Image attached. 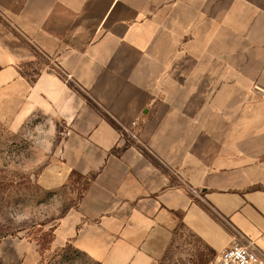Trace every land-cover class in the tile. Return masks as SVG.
Returning <instances> with one entry per match:
<instances>
[{
	"label": "crops",
	"instance_id": "crops-1",
	"mask_svg": "<svg viewBox=\"0 0 264 264\" xmlns=\"http://www.w3.org/2000/svg\"><path fill=\"white\" fill-rule=\"evenodd\" d=\"M209 81L240 86L213 106ZM36 115L65 126L64 177H92L56 246L152 264L181 222L215 250L255 243L264 264V0H0V121ZM133 122L153 152L125 147Z\"/></svg>",
	"mask_w": 264,
	"mask_h": 264
},
{
	"label": "rangeland",
	"instance_id": "rangeland-1",
	"mask_svg": "<svg viewBox=\"0 0 264 264\" xmlns=\"http://www.w3.org/2000/svg\"><path fill=\"white\" fill-rule=\"evenodd\" d=\"M197 20L194 19L196 32ZM209 25L205 29H211V32L206 34L210 42V54L217 56L219 47L211 44V41L217 42V37L212 32L216 30V26L212 28ZM239 39L240 35H226L225 44L237 42ZM188 41L190 39L187 38L180 43V62L187 55L192 57L193 51L189 48ZM211 68L214 69L212 73L220 71L218 65ZM232 69L236 67L229 68L225 65L222 72L225 70V73L229 74ZM40 71L41 67L34 66L28 68L27 72L36 78ZM212 77L215 75H211ZM196 81L197 79L193 80V85H188L196 87ZM185 83L184 81L183 86ZM239 86V83L233 81L202 83V88L211 93L209 101L213 106L219 101L216 94L218 90H239ZM225 100L229 102L228 97ZM64 127L62 123H56L45 115H36L18 128L0 121V264L98 262L72 243L55 245L61 220L76 209L92 179L91 176L74 172L68 178L64 177L66 170L60 154L61 143L67 135ZM143 128V122H133L128 127L130 132L121 128L120 134L125 147L137 152H153L152 146L143 140ZM132 132L138 139L132 136ZM224 251L226 250L213 249L185 224L179 222L163 257L152 264H220Z\"/></svg>",
	"mask_w": 264,
	"mask_h": 264
},
{
	"label": "built area",
	"instance_id": "built-area-1",
	"mask_svg": "<svg viewBox=\"0 0 264 264\" xmlns=\"http://www.w3.org/2000/svg\"><path fill=\"white\" fill-rule=\"evenodd\" d=\"M135 125V124H134ZM125 130L129 131L128 127ZM130 132V131H129ZM135 139L137 135L131 133ZM220 264H263L255 243L247 245L235 244L224 251L220 257Z\"/></svg>",
	"mask_w": 264,
	"mask_h": 264
},
{
	"label": "trees",
	"instance_id": "trees-1",
	"mask_svg": "<svg viewBox=\"0 0 264 264\" xmlns=\"http://www.w3.org/2000/svg\"><path fill=\"white\" fill-rule=\"evenodd\" d=\"M97 264H100V263L97 262Z\"/></svg>",
	"mask_w": 264,
	"mask_h": 264
}]
</instances>
